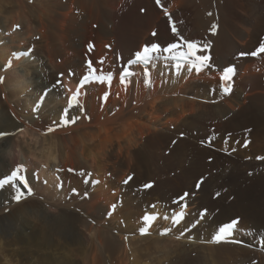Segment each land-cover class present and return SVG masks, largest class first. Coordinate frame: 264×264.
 <instances>
[{
  "label": "bare ground",
  "instance_id": "6f19581e",
  "mask_svg": "<svg viewBox=\"0 0 264 264\" xmlns=\"http://www.w3.org/2000/svg\"><path fill=\"white\" fill-rule=\"evenodd\" d=\"M221 2L180 0L176 8L161 0L198 54L208 45L215 67L197 72L162 52L148 66L134 64L124 80L122 70L143 41L162 47L179 41L153 0H0V131L12 134L0 138V179L18 166L15 151L19 161L30 154L46 166L19 163L34 193L20 203L0 189V264H264V160L257 159L264 157V53L237 55L264 42V0ZM15 17L20 27L13 32L8 25ZM91 20L99 22L91 31L94 73L80 44ZM150 26L157 35L146 37ZM229 64L237 65V75L226 95L219 71ZM109 73L111 81L93 78ZM209 155L215 159L207 166L217 172L196 190ZM129 171L133 179L124 183ZM241 172L240 184L213 198ZM42 175L57 177L53 188L43 186ZM152 180L154 187L145 189ZM184 191L190 195L176 198ZM205 208L206 218L185 231ZM181 211L187 215L173 225ZM145 215L156 219L145 222ZM236 215L242 221L233 239L240 243L215 242L217 229Z\"/></svg>",
  "mask_w": 264,
  "mask_h": 264
},
{
  "label": "snow or ice",
  "instance_id": "6c2138e0",
  "mask_svg": "<svg viewBox=\"0 0 264 264\" xmlns=\"http://www.w3.org/2000/svg\"><path fill=\"white\" fill-rule=\"evenodd\" d=\"M155 3L158 7H160L165 15L168 17L170 24H171V31L175 33L179 37V41L169 43L167 44L166 47H162L161 44L159 43H150L146 44L142 47L141 50L136 51L135 53V59L130 60L128 63L129 64H135V65H149L151 62L158 58L159 55L164 52L168 53L170 58L173 61H180L183 62L184 64H190L193 69H195L197 72H201L204 69L211 70L213 67H215L214 63L211 61V57L206 54L207 53V48L208 45H201L204 49V52L201 54H198L200 49L198 48V45L194 41H188L185 40L183 36H180L179 29L177 27V21L173 20L172 18V13H169L167 8L163 6L161 3V0H155ZM141 11H145L144 9H141ZM211 15V13H209ZM19 27V25L15 26ZM216 25H213L212 31H216ZM153 36H156L157 33L154 31L152 33ZM180 41H183V43H180ZM90 47H94V45H90ZM110 47V46H108ZM264 53V42H261L259 46L256 48L254 51H241L239 52L238 58H245V57H256L260 54ZM88 68L92 69V73H94L96 70L92 68V61L88 60L86 61ZM100 63H103V59H101ZM180 64H177V71H179ZM70 76H74V73H69ZM133 75V73L127 69L122 70V76L120 77L121 79L127 80L129 76ZM237 75V65L236 64H229L228 66H225L222 68V70L219 71V83L221 86V89L224 94H231L233 91L234 87V77ZM64 73L59 74V78L56 81V85H61L63 84V78ZM94 79L96 80H103L107 79L108 81H111L113 79V75L109 73L107 77L101 78L98 76H93ZM88 81V76H85L81 79L80 85L81 87L84 85L85 82ZM54 85V87L56 86ZM79 92V89L77 90V93ZM108 93H105V99H107ZM71 99L75 101L77 99V95L74 94L72 95ZM74 122V121H73ZM52 129H49L51 131ZM9 135H12L11 133H7L4 131H0V138L7 137ZM184 134L181 133V136ZM175 143V142H174ZM249 141H245L244 146L247 147V144ZM257 159L264 160V157H257ZM209 161H211V157L209 158ZM23 165H18L10 175H5L3 179H0V189H7L10 190L11 192V199L15 201L16 203H20L23 201L26 196H31L33 195V190L29 186L26 175H20L21 169H23ZM69 171H75L74 169H69ZM81 175H86L83 171L81 172ZM251 175V173H249ZM133 179V176H129L124 183H128ZM207 177L205 176H200L197 181L195 182V189L196 190H201L202 186L206 183ZM85 183H88L89 181L85 180ZM96 183H99L98 181ZM155 182L154 181H149L148 183H145L143 187L145 189H150L154 187ZM63 187V185H60ZM74 193H77V189L73 188L71 189ZM225 193H227V189H222L215 191L213 193V198L218 199L221 198ZM78 194V193H77ZM195 193H192L194 195ZM84 195H87L85 193ZM190 194L185 192L179 199L184 200L186 197H188ZM229 199H235L234 196H229ZM113 210H115L116 205L111 206ZM5 211H9V209L6 207ZM208 214V209L205 208L199 213V218L196 219L194 222H192L189 226L185 227V231H191V229H195L197 225H199L207 216ZM187 213L184 211H181L179 214L173 217V225H178L180 224ZM145 222L148 221H154L156 219L155 216L153 215H145L142 218ZM164 219H168V217H164ZM242 217L240 215H236L234 218H230L229 222L224 223L222 226H220L215 235H214V241L219 243V242H235V243H240L238 240H234L233 237L237 231H239V225L241 224ZM141 233L146 232L147 230L145 228L140 229ZM171 231V228H166L163 230L161 234H167L168 232ZM181 235H184V232H181Z\"/></svg>",
  "mask_w": 264,
  "mask_h": 264
},
{
  "label": "rangeland",
  "instance_id": "374dc122",
  "mask_svg": "<svg viewBox=\"0 0 264 264\" xmlns=\"http://www.w3.org/2000/svg\"><path fill=\"white\" fill-rule=\"evenodd\" d=\"M25 2H31V3H33V2H35L36 0H24ZM154 1V3H155V0H153ZM225 0H222V2L221 3H223ZM15 3V2H14ZM172 3H173V5L176 7V8H178L179 6H181V4H180V0L178 1V0H172ZM172 3H171V5H172ZM156 4V3H155ZM157 6V5H156ZM14 7H17V8H14V9H16V10H18V4H14ZM158 7V6H157ZM170 7L171 6H165V8H167V10L169 11V9H170ZM160 10H161V12L163 11L160 7H158ZM169 8V9H168ZM15 10V11H16ZM139 12H141L140 10H139ZM160 12V14H161V16H163L162 15V13L164 12H162L161 13ZM13 20H15L14 22H12L11 24L9 23V25H8V28H9V30L11 29L13 32H16L18 29H19V27L17 28V27H15V26H17V25H20L18 22L19 21H17V18L15 17ZM93 20V19H92ZM89 21L88 22V26H90V28H89V31H90V34H89V36L86 38H84V39H80V44H81V53L83 54V56L85 57V67H88V65H87V63H86V61H88V60H91L92 61V68H97L98 67V65H97V63L96 62H94L95 61V59L92 57V55H93V52L94 51H97V45H96V40H95V35H94V33H93V36L91 35V31H94V30H97V28H99V22H93V21ZM13 25V26H12ZM170 27H171V25H170ZM153 28H155V26H150L149 28H146L145 29V36L147 37L149 34L150 35H152V33L155 31V30H152ZM0 33H1V30H0ZM263 40H264V36H263ZM2 42L3 41H1L0 42V46L2 45ZM110 43H107L106 44V46H105V49H106V47L107 48H109L108 47V45H109ZM90 45H94V47H90ZM144 45H146V43L143 41L142 42V47L144 46ZM28 46H25L24 48H27ZM26 55V56H25ZM9 56H10V54H9ZM20 56H24V57H27V56H29L27 53L25 54V52L24 51H21L20 52ZM9 58V57H8ZM9 60V59H8ZM96 63V64H95ZM100 63V62H99ZM104 63V62H103ZM101 64V63H100ZM71 70V69H70ZM90 70H92V69H90ZM72 71V70H71ZM70 71V72H71ZM21 98H23V99H21ZM69 98L71 99V97L69 96ZM19 100L21 101V102H25V93L23 94V93H21V94H19ZM72 99L69 101V103L71 104L72 103ZM78 107V106H77ZM26 113H28V110L26 111ZM20 134V133H19ZM18 134V135H19ZM253 141V140H252ZM175 142V141H174ZM261 145V144H260ZM250 146V144H248V146L247 147H249ZM261 146H263L264 147V141L262 142V145ZM218 152L220 153V154H223V152H221V150H218ZM237 152V151H236ZM227 153H228V151H227ZM255 153V152H254ZM15 156L17 157L18 156V153H17V151H15ZM255 154H257V153H255ZM259 154V153H258ZM16 157H14V159H15V161L17 160V158ZM27 157V159H20L21 161H23V162H25L26 160H28V161H30V163L32 164V166H35L34 165V163H39V169H40V167L42 168V167H46V166H43L45 163L44 162H39L35 157H33L32 155H27L26 156ZM211 157V161H209V158ZM261 157V156H260ZM214 159H215V156L214 155H209V156H207L206 157V159L205 160H201V164H203V165H205V173H202V174H200L198 177H197V179L200 177V176H205V177H207L208 178V176H209V174H211V173H216L217 172V168H214V167H212L211 165H208L207 166V163L209 162V163H213V161H214ZM14 161V164H18V165H20V164H22L23 162H21V161H19V160H17L16 162ZM20 163V164H19ZM44 163V164H43ZM206 163V164H205ZM41 164V165H40ZM50 166V164H48V166L47 167H49ZM50 168V167H49ZM49 168L47 169V170H49ZM213 168V169H212ZM39 169H38V172H39V175H40V171H39ZM212 169V170H211ZM181 170H182V168L181 167H178V168H176V169H173V170H171V171H169L167 174H166V176L169 178H172L174 175H176V174H178V173H180L181 172ZM130 172V175H131V172L132 171H129ZM128 172V173H129ZM10 172H8V173H6V175H8ZM242 173L243 172H241V175L240 176H242V177H240V176H238V175H235V176H231L232 178H231V184H229V185H225V188L227 189V191L230 189V187H231V185H233V184H237L238 185V183L240 184L242 181H243V175H242ZM249 174V173H248ZM252 174V173H251ZM3 176H5V175H3ZM43 176V177H42ZM41 177H40V181L42 182V184H43V186L44 187H48L49 186V188H53L52 186H54L55 185V180H58V179H56L57 177L55 176H53L52 177V180H51V177H49V176H47V175H42ZM131 176H133V175H131ZM172 176V177H171ZM252 176V175H251ZM250 176V177H251ZM129 177V176H128ZM249 177V178H250ZM169 178V179H170ZM229 180V179H228ZM99 182V180H96V182ZM152 181H154L155 183L157 182V181H155V180H152ZM102 182V181H101ZM98 184V183H97ZM155 185V184H154ZM221 185H222V182H221ZM221 185H220V187H221ZM222 187H223V185H222ZM222 187H221V189H222ZM256 190H258L257 192H256ZM256 190H253L252 189V191H250V193L252 194V195H256V196H252V198L253 197H259V194H260V189L259 188H257ZM255 191V192H254ZM185 192V191H184ZM256 193H258V194H256ZM182 196V195H181ZM181 196H178V197H176V198H180ZM230 196H234L235 197V194L233 195V194H231ZM253 200H254V198H253ZM264 240V239H263ZM261 245H262V243H260ZM131 252V251H130ZM154 253V254H153ZM152 253V256L153 257H155V255L157 256L158 254H160V252H157L156 251V253H155V251ZM132 258H134L133 257V255L131 256V261H133V259ZM150 258H152V257H147L144 261H143V263H149L150 261H151V259Z\"/></svg>",
  "mask_w": 264,
  "mask_h": 264
}]
</instances>
